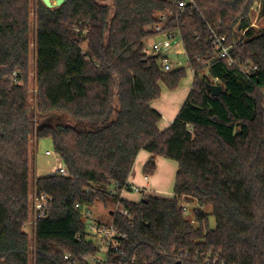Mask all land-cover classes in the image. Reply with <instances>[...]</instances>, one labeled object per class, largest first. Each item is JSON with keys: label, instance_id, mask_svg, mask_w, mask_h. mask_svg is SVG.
I'll return each mask as SVG.
<instances>
[{"label": "trees", "instance_id": "1", "mask_svg": "<svg viewBox=\"0 0 264 264\" xmlns=\"http://www.w3.org/2000/svg\"><path fill=\"white\" fill-rule=\"evenodd\" d=\"M195 2L176 15L170 0H66L53 8L40 0H0V264H31L33 246L35 264H69L67 254L96 253L76 205L116 203L141 151L154 155L147 176L156 171L155 157L178 162L174 196L124 198L133 225L115 215L128 238L125 254L112 257L134 264H264V29L251 17L256 4L264 14V0ZM157 25L182 35L194 71L186 101L164 129L152 102L161 84L176 90L187 71H164L159 55L145 52ZM213 32L229 43L244 33L232 57L257 66L252 76L219 57ZM207 83L222 85L223 93L214 96ZM53 112L97 128L42 124L40 117ZM42 138L52 139L69 175L36 179V192L54 201L32 240L25 230L31 143ZM193 203L189 218L184 206Z\"/></svg>", "mask_w": 264, "mask_h": 264}, {"label": "built area", "instance_id": "2", "mask_svg": "<svg viewBox=\"0 0 264 264\" xmlns=\"http://www.w3.org/2000/svg\"><path fill=\"white\" fill-rule=\"evenodd\" d=\"M174 2L176 6L175 12L178 15L179 12H183L187 7L191 9L195 8L196 2L195 0H170ZM171 13L174 11L171 10ZM165 19V16L162 17ZM154 32L156 36H163L162 39H156L149 41L146 39L144 43V50L148 55H159L160 64L164 71L170 72L176 69H180L184 67V63L181 59L175 58L174 60L171 58V55L174 54L176 57L180 55H185L187 58L188 64L190 63V59L187 56L185 43L182 38V35L179 32L165 30L163 25H157L154 28ZM244 33L242 36L232 43H229L228 36L226 34H218L213 32V36L211 37V46L212 49L218 53L220 58H227L230 65H237L244 74L248 77L252 76L256 70L257 66L248 64L245 62H241L232 57V50L236 48L238 45L244 43ZM178 38V40H177ZM177 40V42H174ZM201 60V58H198ZM204 60V59H203ZM193 71V70H192ZM194 72V71H193ZM264 90V89H263ZM47 154H51L50 151H47ZM55 157L57 160V165L54 167L50 174H62L63 176L69 175V170L66 165L63 163L61 157L55 153ZM147 177V176H146ZM118 187L116 185H111L108 188L109 194L115 195L117 193ZM128 191H133L136 193H141V189L136 186L130 184L128 181L125 186L120 189L119 198L116 203L112 204L111 218L108 220H101L94 216L92 212V206L90 204H81L78 203L76 205V209L82 218L86 222V231L87 238L89 235H93L99 237L101 240L100 244H95L97 251L96 253H90L83 256L81 259L72 258L71 254H67L65 259L69 264H134L135 260L124 261L122 259H116L114 256H111L113 253L115 256L125 254L124 243L127 240V235H125L120 226L117 224L115 220L116 214L124 215L130 218L131 225L132 223V215L130 210L127 209L123 203L124 195ZM54 198L47 193H37L36 190L31 194V216L30 220L25 224L26 228L30 227L31 232H26L35 237V230L37 222L40 218L46 217L49 213L51 205L53 203ZM184 211H188V206H184ZM80 240L81 237H78Z\"/></svg>", "mask_w": 264, "mask_h": 264}, {"label": "rangeland", "instance_id": "3", "mask_svg": "<svg viewBox=\"0 0 264 264\" xmlns=\"http://www.w3.org/2000/svg\"><path fill=\"white\" fill-rule=\"evenodd\" d=\"M38 0H33V3L37 2ZM42 1V0H40ZM54 1V0H53ZM34 5V4H33ZM35 6V5H34ZM35 13H36V8H35ZM34 11H33V17L34 16ZM256 17V21H259V24L264 28V14L261 15H257L255 14ZM263 28H258V29H263ZM239 35L242 36V32L239 33ZM163 36H152L149 39V41L152 40H156V39H162ZM178 40V38H177ZM177 40H175L174 42H177ZM34 41V38H33ZM34 44V42H33ZM83 48L86 47V43H84ZM34 50V49H33ZM35 51H33V60L35 57ZM171 58L174 60L175 58H179L182 60V62L184 63V68H186L187 71V76H185L182 81L179 84V87L176 90H170L165 84H161V88H162V95L160 98L156 99L153 101L152 106L157 109L161 114H163V119L161 123V129L166 128L171 122L167 121L169 120L172 116L176 118V114L178 112V110L180 109V103H182L183 101H185L190 93V84H192L193 81V77H194V72L192 71L191 67L189 66L188 62H187V58L185 55H180V56H175L174 54L171 55ZM33 66V65H32ZM36 83H35V70H33L32 68V75H31V93L35 94L36 93ZM262 93L264 95V90H262ZM115 106H118V99L115 100ZM166 114V115H165ZM54 115V116H53ZM173 118V120L175 119ZM40 120L43 123H47L49 121H52L51 123H57L59 120H61L60 122L66 125H71L74 126L78 129L81 130H95L97 128L96 125H93L91 122H86V121H80L77 120L69 115H59L56 112H53L52 114H46V115H42L40 117ZM170 120V121H173ZM31 149H32V153H31V165H32V178H31V189L32 192L35 191V184H36V179L40 176H46L49 175L52 170L54 169V167L57 165V160L55 157V152H54V145H53V141L50 138H42L41 140H36L34 139L31 143ZM47 151H50L51 154H47ZM169 162H171L172 166V170H167L168 176L171 175V178L174 177L176 175L175 171V164L176 162L174 160H170ZM161 166V165H160ZM146 178V176H145ZM172 180V179H171ZM165 186H169L168 192H163V194H161L162 196H167V197H172L174 195V184L173 187L171 188V183H165L163 182ZM140 187V186H139ZM143 189V188H142ZM130 192V191H129ZM134 196V197H133ZM141 196H143V194L139 193V194H135L131 193V195L129 196L130 199H138L137 197L141 198ZM188 206V211H187V215L189 218L192 217V213H193V208L196 206L195 203L193 204H187ZM208 209V208H207ZM111 211H112V205L111 204H104L101 201L97 202L95 205L92 206V212L94 214V216H96L97 218L101 219V220H108L111 218ZM211 227H215L216 225V220L214 218V216H211ZM27 232H31V228L28 227L26 228ZM32 240L34 239L33 236L28 235ZM89 240H92L95 242V244H100L101 240L99 237L93 236V235H89L88 236ZM33 253L31 254V264H35V259H36V253L34 252V246L32 247Z\"/></svg>", "mask_w": 264, "mask_h": 264}, {"label": "crops", "instance_id": "4", "mask_svg": "<svg viewBox=\"0 0 264 264\" xmlns=\"http://www.w3.org/2000/svg\"><path fill=\"white\" fill-rule=\"evenodd\" d=\"M260 13H261V15H263L262 10H261V6H260V4H256L252 10V13H251L253 26L256 28H263L259 24V21H256V17H255V14L260 15ZM35 40H36V38H35V34H34V42H35ZM32 65H33L32 66L33 70H35V68H36V58L35 57H34V60L32 62ZM192 83H193V81H192ZM190 88H192V84H190ZM190 91H191V89H190ZM185 101L180 103L181 104L180 109H181V107ZM180 109L178 110L176 116L178 115ZM162 116H163V114H162ZM173 118H175V117L172 116L167 121L172 123L173 121H170V120H173ZM161 123H163V122L161 121ZM161 123H160V126H161ZM153 156L154 155L148 151H141L139 153L137 159H136L133 170H132L131 175L129 177L130 184L136 185L138 187L140 186L139 188L141 189V194H143V196H141V198L137 197L138 199H130L129 196L131 195L132 191H130V192L128 191L124 195L125 199L138 202V201L142 200L146 195L162 196L161 194H163V192H168L167 188L169 187V186H165L163 182L168 183V184H170V182H173V183H171V188L173 187V184L175 187L176 175H175V178L174 177L171 178V175L168 176V173H167V170H172L171 167H173V166H172L171 162H169V161L173 160V159H169V158H165V157H155V159H156V171H155V173L152 175H149V176L145 175V173H144L145 166H146L147 162ZM175 162H176V164H175L176 169H175L174 173L175 172L177 173L178 162L177 161H175ZM145 176H147V177L145 178ZM173 191H174V189H173ZM133 193L136 194V192H133ZM137 194H139V193H137ZM163 197H167V196H163Z\"/></svg>", "mask_w": 264, "mask_h": 264}, {"label": "water", "instance_id": "5", "mask_svg": "<svg viewBox=\"0 0 264 264\" xmlns=\"http://www.w3.org/2000/svg\"><path fill=\"white\" fill-rule=\"evenodd\" d=\"M66 0H42L44 5L48 8H53L55 6H60L62 3H64ZM207 87L210 89L211 93L214 96H219L220 94L223 93L224 88L220 84H212V83H207Z\"/></svg>", "mask_w": 264, "mask_h": 264}]
</instances>
